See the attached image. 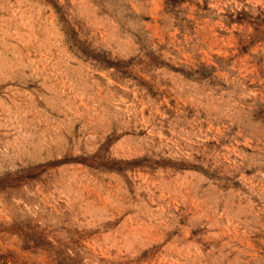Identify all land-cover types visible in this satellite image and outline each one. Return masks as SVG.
Instances as JSON below:
<instances>
[{"label": "rangeland", "instance_id": "rangeland-1", "mask_svg": "<svg viewBox=\"0 0 264 264\" xmlns=\"http://www.w3.org/2000/svg\"><path fill=\"white\" fill-rule=\"evenodd\" d=\"M0 264H264V0H0Z\"/></svg>", "mask_w": 264, "mask_h": 264}]
</instances>
